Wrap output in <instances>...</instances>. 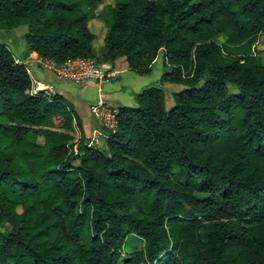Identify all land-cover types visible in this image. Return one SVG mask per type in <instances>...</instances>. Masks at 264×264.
<instances>
[{
  "label": "trees",
  "instance_id": "16d2710c",
  "mask_svg": "<svg viewBox=\"0 0 264 264\" xmlns=\"http://www.w3.org/2000/svg\"><path fill=\"white\" fill-rule=\"evenodd\" d=\"M214 1L115 0L99 53L74 0H0V29L26 24L29 49L56 62L125 57L149 74L164 51L101 149L0 41V204L24 208L0 227V264H264V56L230 44L264 32V0ZM167 83L183 85L170 107Z\"/></svg>",
  "mask_w": 264,
  "mask_h": 264
},
{
  "label": "crops",
  "instance_id": "0c3cea01",
  "mask_svg": "<svg viewBox=\"0 0 264 264\" xmlns=\"http://www.w3.org/2000/svg\"><path fill=\"white\" fill-rule=\"evenodd\" d=\"M26 31L27 25L26 27L20 25L12 29H2L3 33L1 34L3 37L8 38L6 43L10 46L16 59H20L22 63H29L32 66L35 78L45 83H53L55 92L62 94L74 104L83 120V126L88 135H91L96 129L100 130L104 135L109 132L108 129L101 126L98 118L92 114L90 104L93 101L103 97L118 105L134 106L136 104L135 93L159 77H155L156 75L152 76L154 70L149 74H140L130 68L125 57H119L114 63L103 62L106 65H113L120 73L114 79L102 84L91 80L78 85L58 79L52 71L43 68L31 56V53H36V51L29 49L28 43L24 38ZM133 81H137L138 86L136 89L132 88L131 83Z\"/></svg>",
  "mask_w": 264,
  "mask_h": 264
},
{
  "label": "rangeland",
  "instance_id": "374dc122",
  "mask_svg": "<svg viewBox=\"0 0 264 264\" xmlns=\"http://www.w3.org/2000/svg\"><path fill=\"white\" fill-rule=\"evenodd\" d=\"M121 1H129L133 5L138 4V0H121ZM219 0H215L213 4L210 5L211 8H218L216 5L218 4ZM75 2V7L79 8L81 11L87 14V16L90 18L89 19V24L92 30L95 31L96 33V38L94 40V48L95 51L101 53L104 51L103 48V43H104V36L108 30V26L104 23L103 18L108 19V21H112L115 18V0H103L101 2H98L94 5H91L87 0H74ZM218 15H221L222 12L217 11ZM23 27H26V24L23 25ZM2 29H0V41L1 42H7L8 38L3 37L1 34ZM213 39L219 43L224 42L227 39V34L225 33H216L212 34L211 37L208 38ZM7 44V43H6ZM231 47L234 49V56L240 57V56H245L247 53L251 50L253 53H263L264 56V32L259 35V37L254 40L253 42L250 43V39L248 37L243 36L242 34H236L235 37L233 38V41L230 43ZM8 45V44H7ZM10 47V46H9ZM36 54H39L36 51ZM40 55V54H39ZM41 56V55H40ZM163 61H164V51L161 50L155 59V69L153 71V75H156L155 77L159 76L154 80V82L158 81L160 79V76L163 72ZM109 62V61H105ZM152 82V83H154ZM151 84V83H149ZM146 84V85H149ZM132 88H137V81L131 83ZM145 85V86H146ZM231 90H235V87L232 85H229ZM166 89L168 93V100H167V106L170 107L173 105L174 100L171 97V94L174 90H179L183 88V85L180 84H166ZM70 101V100H69ZM75 107V106H74ZM76 110V108H75ZM76 112H78L76 110ZM55 121L59 123L62 119V116L60 114H56L55 116ZM85 129V128H84ZM77 131V130H76ZM95 131V130H94ZM94 131L92 132L91 135H88L86 132L87 137L90 140V136L94 134ZM79 133V131H78ZM104 140V141H103ZM94 144V143H90ZM94 145H97L101 149H105L107 146V138L105 136H100V142L95 143ZM24 208L23 206L15 205L13 208L8 207L7 205L5 207L2 206V203L0 204V211L3 213V221L0 224V227L3 229H12L14 226L18 227V225L23 224V219L20 215L24 213ZM144 242L140 237H136L134 235H130L127 238L126 244H125V249L126 252L129 251H135L139 250L143 246Z\"/></svg>",
  "mask_w": 264,
  "mask_h": 264
},
{
  "label": "built area",
  "instance_id": "2783aa9c",
  "mask_svg": "<svg viewBox=\"0 0 264 264\" xmlns=\"http://www.w3.org/2000/svg\"><path fill=\"white\" fill-rule=\"evenodd\" d=\"M31 56L43 68L52 71L58 79L78 85L91 80L102 84L114 79L120 73L113 65L98 62L95 57L79 56L69 58L63 62H56L53 58L43 57L35 52H32ZM16 60L21 62L20 59ZM24 64L32 78L31 92L44 91L48 96L53 95L55 93V85L51 82L45 83L35 78L32 66L29 63ZM120 106L106 98L99 97L90 104V110L98 118L102 127L115 131L118 126ZM107 134L104 135L100 130L96 129L94 134L90 136V143H99L100 136L107 137Z\"/></svg>",
  "mask_w": 264,
  "mask_h": 264
}]
</instances>
